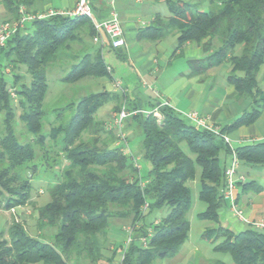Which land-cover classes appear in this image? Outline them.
Listing matches in <instances>:
<instances>
[{"label":"trees","instance_id":"16d2710c","mask_svg":"<svg viewBox=\"0 0 264 264\" xmlns=\"http://www.w3.org/2000/svg\"><path fill=\"white\" fill-rule=\"evenodd\" d=\"M36 1L0 0V22L18 20L20 7L35 14L31 8ZM204 2L207 10L199 0H165L167 14H157L151 25L138 32V39L159 40L177 33L179 50L186 42L196 43L203 56L190 62L192 72L229 63L227 82L234 86L238 99L248 97L251 102L220 129V135H226L254 123L264 110V91L257 80L261 67L264 78V0ZM93 34L84 17L46 16L26 23L0 48V162H5L0 168V209L9 211L29 203L31 179L36 174L33 163L53 150L45 146L46 141L61 136V147L51 163L43 158L44 171L51 176L47 185L50 202L36 211L38 227H56V233L47 243L29 236L21 225L11 224L8 238L0 231V264H117L118 249L122 252L118 264H154L175 256L188 238V183L195 178V164L200 167L198 197L206 205L198 217L215 225L206 228L203 236L217 240L213 249L228 252L234 264H264V231L247 227L234 232L219 222L217 208L225 185L220 155L230 153L220 136L188 124L161 102L149 104L147 109L121 92L123 103L114 111L124 104L128 112H135L127 119L142 135L141 157L149 165L143 177L133 157L122 153V145L114 144V130H107L105 122L94 118L98 107L110 98L106 91L67 104L74 110L65 124L42 132L46 66L61 48L81 40L82 35L92 39ZM237 45H242L238 55L234 53ZM96 46L72 65L62 81L74 84L109 74L102 49ZM8 67L10 75L5 73ZM20 67L25 69L23 75L16 72ZM10 90L17 96L15 102ZM155 109L161 115L159 121L153 115ZM102 134L105 136L99 141L96 137ZM181 143L193 159L182 151ZM234 150L240 165L264 169V139L251 140ZM22 169L31 174L22 175ZM17 181L18 185H13ZM239 185L243 191H261L254 180ZM160 209L165 215L146 223L148 214ZM112 218L130 220L135 234L130 232L132 238L125 246H106ZM104 250L111 252L109 257Z\"/></svg>","mask_w":264,"mask_h":264},{"label":"crops","instance_id":"0c3cea01","mask_svg":"<svg viewBox=\"0 0 264 264\" xmlns=\"http://www.w3.org/2000/svg\"><path fill=\"white\" fill-rule=\"evenodd\" d=\"M54 1L51 2V5H46L44 10L37 11L35 14L48 9L71 10L77 0ZM153 1L144 3L141 0H134V2L96 0L94 3L96 16L106 17L110 11H114L123 30L125 45L114 50L107 49V52L112 53L114 58L119 60L118 66L121 73L124 74V79L115 81V85L127 95L129 101L135 99L142 105L167 102L168 106L181 116L183 113L196 112L210 126L222 129L229 125L249 108L251 102L248 97L238 99L234 86L227 82V76L230 73L229 63L210 67L200 73L192 72L190 62L199 60L203 56L196 43L186 42L179 50L177 48V33L167 35L159 40L138 39V32L151 25L154 17L159 14L158 9L152 8L157 3ZM184 120L192 125L186 118ZM226 135L232 141L233 147L251 140L263 139L264 110L254 123L241 126ZM222 156L224 165H226L229 158L225 155ZM243 166L261 173V177H254V179H249L245 174H241L244 176L245 182L254 180L256 186L261 187V191L256 192L254 189L243 191L240 185L237 186V207L243 210L248 221H264V216H259L262 205L256 198L264 197V169ZM259 179L261 182L258 181ZM249 192H253V194ZM217 214L220 224L234 232L242 231L249 225L236 218L231 210L229 200L223 199V197L217 208Z\"/></svg>","mask_w":264,"mask_h":264},{"label":"rangeland","instance_id":"374dc122","mask_svg":"<svg viewBox=\"0 0 264 264\" xmlns=\"http://www.w3.org/2000/svg\"><path fill=\"white\" fill-rule=\"evenodd\" d=\"M110 1L113 2V0ZM164 1L165 0L153 1L157 3L152 8L158 9V13L161 15L167 14V8ZM199 1H203V8L207 10V2H204L205 0ZM51 2L55 1L37 0L31 8V11H42L46 7V5H51ZM106 2H109V0H106ZM127 2H134V0H127ZM141 2L147 3L150 2V0H141ZM212 8L215 7L212 6ZM96 47L97 46L93 44L92 39H90L88 36L82 35L81 40L70 43L66 48H61L56 55V59L46 66L45 77L47 83V92L43 100V110L45 112L43 116V133H47L49 129L55 128L59 124H65L69 116L73 114L74 110L73 105L67 107V104L76 103L80 98L87 96L91 93L106 91L110 94V98L98 107L94 114V118L95 120L105 122L107 130H114L113 133L116 138L115 141L116 143H118L119 139L117 137V131L113 127L112 123L115 113L114 107L123 103V96L121 94V91L119 87L115 85V81H119L121 78L124 79V74L121 73L120 67L118 66L120 64L119 60H116L112 53L107 52V50H103L102 56L104 62L112 70L111 72H109L108 75H105L100 78L86 77L74 84H69L62 81V78L68 73L72 65L76 63L86 51L92 52ZM241 50L242 45H237L234 49V53L238 55L240 54ZM24 70L25 69L23 67H20V69L16 70V72L18 74L23 75ZM262 72L263 67H261L260 71L258 72L257 80L260 88L262 89V91H264V78H262ZM5 73L6 75L11 74L10 67H8V70H5ZM6 79L8 81H11L10 76H6ZM25 80L29 81L30 76L27 75ZM10 94L15 102L17 100V96L15 95L14 91L10 90ZM113 96L115 98H113ZM143 107L149 109L147 105L143 104ZM19 111L20 110L17 109V113ZM126 119L122 123L123 133L125 135L130 155L133 157L134 161L139 166V172L141 176L144 177L146 171L149 169V165L141 157L142 135L140 132H138L137 129L133 128V122L129 119ZM88 136L89 135H85V138H87ZM95 136L97 135H94V137ZM104 136L105 134H102L100 136L98 135L96 138H98L99 141H102ZM60 138L61 136L59 135L53 141H46L45 146L49 147L50 149L52 147L53 150L51 149V152L46 151L43 157L38 156L33 163L35 164L34 166L36 168V174L31 179L32 187L30 190L29 203L16 209H11L9 211L0 209V231L3 232L4 238H8V228L13 223L21 225L29 236L38 238L41 241L47 243L50 242V240L56 233V227H38L36 223V211L39 207L45 206L50 202V195L47 191V185L51 181V176H48V172L44 171L43 163L44 159L48 160V162L51 163L54 154L59 151V148L61 147ZM116 143L114 144L116 145ZM180 147L185 154H187L192 159L194 158V156L189 152L185 143H181ZM220 162L222 165L224 164V159L222 155H220ZM28 166H31V163H29ZM4 167L5 162H0V168ZM194 169L195 178L193 181L188 183V186L190 188V206L186 213V218L189 221V232L187 241L183 244V246L175 256L163 260H156L154 264H234L232 257L228 252L216 251L213 249V246L218 242L217 240L213 241L212 237L207 238L203 236V232L206 228H211L215 225L209 220H205L198 217V214L205 210L206 205L198 197V192L200 188V167L195 164ZM17 172L19 171L16 170L14 174L16 175ZM30 172L31 171L29 169L21 170V174L26 177L31 174ZM237 172L238 174H245L249 179H254V177H261V173L252 171L248 167H244L243 165L239 167ZM258 181L261 182L260 179ZM16 184L18 185V181L15 182L13 185ZM249 193L253 194V192ZM256 198L262 205L259 216L263 217L264 197L258 196ZM163 215H165L164 209L153 210L146 217V223H151L155 219H158ZM139 226L140 224L137 225L136 228H139ZM247 227L253 228L251 225H248ZM130 232H133V234H135V232L132 231L129 219L112 218L110 220V225L107 229L106 237L108 242L106 243V246H125L128 236H131L132 238ZM110 253V251L104 250V255L106 257H109ZM121 254V250L118 249L116 257L117 264L121 259ZM70 264H72V262H70Z\"/></svg>","mask_w":264,"mask_h":264},{"label":"built area","instance_id":"2783aa9c","mask_svg":"<svg viewBox=\"0 0 264 264\" xmlns=\"http://www.w3.org/2000/svg\"><path fill=\"white\" fill-rule=\"evenodd\" d=\"M96 0H77L75 6L71 10L67 11H57L48 9L45 12L38 14L27 13L24 7H20L19 14L20 17L16 21H6L0 22V48L3 47L7 39L14 34L17 30L24 27V25L34 19H41L46 16L53 15H63L71 18L74 17H84L87 19L94 31L92 36V42L95 45H99L103 50L107 49H118L125 45V40L123 37V30L118 19L117 14L114 11H110L106 17L96 16L93 7ZM110 71V68L107 67ZM160 105H167V102H161ZM148 114L149 112H143ZM132 114H135L132 113ZM128 112L124 106H121L120 110L114 113L113 127L117 131V137L119 139L116 145H122V153L124 155H130V151L123 133L122 123L123 121L132 115ZM153 115L156 117L157 121L161 120V115L157 112V109L153 111ZM182 116L189 120L191 124L197 128L205 129L213 134L220 136L223 142L228 146L230 153L228 156V162L224 168V179L225 185L221 192L223 199H228L230 207L236 216V218L243 223H247L257 231H264V221H248L243 214V211L237 207L236 203V189L238 184L245 182L244 176L238 174L237 170L240 166V162L236 156L232 141L227 135H220V129L210 126L206 121L200 117L196 112L183 113ZM264 139V138H263ZM136 164V162L134 161ZM139 168V166L136 164ZM145 207V206H144ZM130 241V236H128L126 244Z\"/></svg>","mask_w":264,"mask_h":264}]
</instances>
